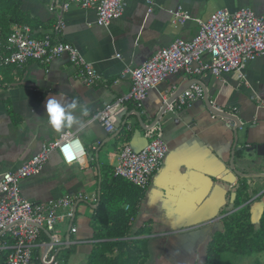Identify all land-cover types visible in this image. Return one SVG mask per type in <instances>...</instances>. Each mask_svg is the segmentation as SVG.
Segmentation results:
<instances>
[{"label": "crops", "instance_id": "crops-1", "mask_svg": "<svg viewBox=\"0 0 264 264\" xmlns=\"http://www.w3.org/2000/svg\"><path fill=\"white\" fill-rule=\"evenodd\" d=\"M20 1L21 9L32 19L35 35L52 30L55 38L77 47L101 76L98 84L86 85L67 54L48 64L29 61L21 67L0 66V174L18 168L43 144L67 133H75L88 153L81 160L66 164L54 150L40 173L20 181L21 195L31 201L73 197L78 193L87 196L76 205L72 220L76 231H70L66 220L58 226L57 235L63 241L56 249L60 264H88L97 242L118 239L142 251L141 264H203L208 241L222 229L227 214L245 205H250L251 215L253 210L261 214L264 109L256 99L264 100V55L245 65L243 80H238L234 72L220 77L208 72L195 77L182 72L168 76L142 102L124 104L113 133L91 118L105 103L129 91L130 77L121 76L125 67L141 65L176 37L191 40L198 22L208 19L217 9L235 11L249 7L262 15L264 0H156L151 13L145 0H126L123 15L107 27L96 24L92 9L72 5L55 12L50 9L52 0ZM178 6L191 19L173 25L170 11ZM60 17L64 21L62 29L57 28ZM193 82L203 85L209 103L198 99L180 111H166L159 117L168 153L160 170L140 192L127 234L109 238L104 236L107 230L102 229L104 237L96 238L98 225L93 224V217L101 193L108 186L119 197H129L133 191L121 182H112L118 178L113 174L118 162L117 147L128 143L135 150L143 148L148 141L146 127L155 121L164 97ZM52 98L77 101L73 115L80 123L55 131L48 124L46 111L47 100ZM211 103L236 107L245 126L232 131L211 119ZM84 107L87 115H82ZM242 184L246 188L241 195L247 201L234 208L235 195ZM127 205L118 203L125 211L130 209ZM41 239H46V234ZM7 253L6 249L1 251V260L6 259ZM34 254V264H40L41 250L36 249ZM116 254L114 249L112 256ZM237 256L222 252L218 264L264 262L258 257Z\"/></svg>", "mask_w": 264, "mask_h": 264}, {"label": "built area", "instance_id": "built-area-1", "mask_svg": "<svg viewBox=\"0 0 264 264\" xmlns=\"http://www.w3.org/2000/svg\"><path fill=\"white\" fill-rule=\"evenodd\" d=\"M145 1L148 12L151 13L156 0ZM125 2L126 0H52L50 9L60 12L72 5L92 9L96 15V24L107 27L114 19L123 15ZM58 5L60 9L56 8ZM170 14L173 25H182L191 19L181 6L171 10ZM63 26L64 21L60 17L57 28L62 29ZM53 33L51 30L35 35L29 25L14 24L8 35L0 34V66L21 67L29 61L48 64L53 58L67 54L86 85L98 84L101 76L93 64L85 59L77 47L55 38ZM263 55L264 14L257 15L249 7L235 11L217 9L208 19L198 22L197 33L191 40L176 37L169 46L155 52L141 65L125 67L121 76L130 77L129 91L105 103L92 116L91 121L99 122L107 132L113 133L117 130L116 117L123 111L124 104L129 101L142 102L148 92L168 76L182 72L195 77L208 72L214 77H220L234 72L238 80H243L245 65ZM171 95L173 92L164 97L163 105H166V111L177 112L193 101L203 99L205 89L202 84L193 82L169 102ZM256 100L264 109V100ZM210 106V118L222 122L226 128L238 131L245 126L236 107H219L214 103ZM146 137L147 144L139 150L133 149L128 143L120 144L117 147L118 162L113 169L115 176L130 182L141 191L148 186L152 175L160 170L168 153L159 119L147 125ZM76 141L79 139L75 133L64 134L54 142L43 144L35 155L18 168L0 174V264H34L36 249L41 250L40 264H60L56 249L63 241L57 235L58 226L66 220L70 222V231H76L72 224L76 205L79 200L87 199V196L78 193L73 197L31 201L21 195L20 181L40 173L54 150L66 164L81 160L88 153L80 141L79 147L73 148L71 161L63 153L65 145ZM230 167L233 168V165ZM42 234H46V239H41ZM3 249L8 251L4 261L1 260Z\"/></svg>", "mask_w": 264, "mask_h": 264}, {"label": "trees", "instance_id": "trees-1", "mask_svg": "<svg viewBox=\"0 0 264 264\" xmlns=\"http://www.w3.org/2000/svg\"><path fill=\"white\" fill-rule=\"evenodd\" d=\"M14 24H26L32 27V19L21 9L20 0H0V34L2 36L8 35L12 31L11 26ZM112 182H121L133 191L129 197H119L108 186L101 193L93 217V224L98 225L95 227L97 230L96 238L104 236L109 238L125 237L129 229L130 216L134 214V205L141 192L139 188L121 177H116ZM245 188V185L242 184L236 193L234 208L247 201V197L241 195V191ZM118 203L128 204L130 209L125 211L118 207ZM249 206L245 205L223 218L222 229L212 234L208 241L203 264H218L222 252L228 251L238 255H247L264 251V204L257 220L258 224L253 222ZM102 229L107 230L104 236L100 232ZM114 249H116L117 254L112 256ZM66 251L67 254L70 252L69 249ZM141 253L139 248L124 239L99 241L93 247L88 264H141Z\"/></svg>", "mask_w": 264, "mask_h": 264}, {"label": "clouds", "instance_id": "clouds-1", "mask_svg": "<svg viewBox=\"0 0 264 264\" xmlns=\"http://www.w3.org/2000/svg\"><path fill=\"white\" fill-rule=\"evenodd\" d=\"M78 107L77 101H61L55 98L47 100L46 111L48 114V124L57 132L63 128H70L74 124H79L80 120L73 115V111ZM88 109H82V115H87ZM79 147V141L63 147V153L69 161L73 159V148Z\"/></svg>", "mask_w": 264, "mask_h": 264}, {"label": "water", "instance_id": "water-1", "mask_svg": "<svg viewBox=\"0 0 264 264\" xmlns=\"http://www.w3.org/2000/svg\"><path fill=\"white\" fill-rule=\"evenodd\" d=\"M191 83H189V85H190ZM186 88V87H185ZM184 87H181V88H179L178 89V91H176L172 96H171V98L169 99V102H171L172 100H174L184 89H185ZM204 99H205V101L207 102V104L209 103V101H208V98H207V95H206V91H205V97H204ZM164 112H166V105H163L161 108H160V110H159V112H158V114L156 115V119H159V117L164 113ZM140 123L145 127V125H144V122L140 119ZM262 211V210H261ZM259 217H260V215H259V213H257L256 212V210H253L252 211V220H253V222H255V221H257L258 219H259Z\"/></svg>", "mask_w": 264, "mask_h": 264}, {"label": "rangeland", "instance_id": "rangeland-1", "mask_svg": "<svg viewBox=\"0 0 264 264\" xmlns=\"http://www.w3.org/2000/svg\"><path fill=\"white\" fill-rule=\"evenodd\" d=\"M264 252V251H262ZM233 253V252H232ZM259 253V252H258ZM236 254V253H233ZM238 255V254H237ZM259 255V254H258ZM238 258H241L240 255L237 256ZM247 259H256L258 257V259H263L264 261V253L260 254L259 256H257V253H253V254H247V256H244ZM235 259V257H234ZM232 260V259H231ZM233 261V260H232ZM239 264V263H238ZM251 264H256V262H251ZM262 264H264V262H262Z\"/></svg>", "mask_w": 264, "mask_h": 264}]
</instances>
